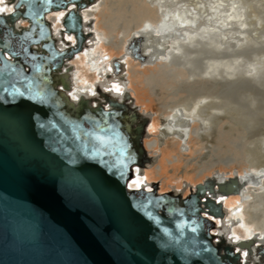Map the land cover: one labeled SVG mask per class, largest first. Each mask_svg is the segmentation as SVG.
I'll return each mask as SVG.
<instances>
[{"label":"water","instance_id":"obj_1","mask_svg":"<svg viewBox=\"0 0 264 264\" xmlns=\"http://www.w3.org/2000/svg\"><path fill=\"white\" fill-rule=\"evenodd\" d=\"M93 1L5 0L11 11L0 13V264L264 263V243L235 244L214 221L225 215L216 197L241 194L235 172L185 196L155 182L129 189L152 158L149 115L127 89L70 97ZM60 10L56 36L46 16Z\"/></svg>","mask_w":264,"mask_h":264},{"label":"bare ground","instance_id":"obj_2","mask_svg":"<svg viewBox=\"0 0 264 264\" xmlns=\"http://www.w3.org/2000/svg\"><path fill=\"white\" fill-rule=\"evenodd\" d=\"M4 2L5 0H0L2 6L0 9L4 10L1 13H8L11 7L7 5V2L5 6ZM120 2L126 5L125 14L127 15H123V10H119L115 5L114 9H110L109 14L105 16L106 13L103 11L105 0H94L81 11L84 31L91 37L87 46L70 61L73 67L71 74L73 84L70 91L72 99H77L80 94L93 95L96 85H100L105 91H113L117 94L127 89L131 96L128 86L141 84L142 90L148 89L149 95L162 102L161 108L170 111L167 117L161 113L159 119L154 118V114L151 115L152 117L149 115L150 122L147 131L154 122L153 129L158 134L155 135L150 145L159 149L160 152L167 149L174 154V156H169L173 160L183 157L177 150L181 144L188 153L198 147L200 142H206L209 147L221 138L230 137L235 131L242 132L243 129L247 130L256 124L252 116L255 114L254 111H257L256 99H254L257 94L250 92L247 87L244 93L255 94L251 95L253 97L251 109L249 108L247 114L236 113L229 99L233 93L229 90L230 84L236 81L237 77L235 71L229 69L227 73H224L215 70L213 66H208L200 77L197 59L201 60V58L197 56L229 58L232 54H228L227 50L230 48L239 50L244 45H263L264 38L261 31L264 29V0H120ZM95 13L100 14L101 17L104 15L102 24L94 17ZM49 14L51 15L48 16ZM64 14V10H60L50 12L46 16L47 20L53 22L52 24L48 20L56 36L61 28L60 22ZM121 19L125 22L122 27H119L117 21ZM131 24L134 26L132 30L129 29ZM21 25L25 26V23ZM118 29L121 32V39L117 41V44V38L113 34L117 33ZM64 38L72 44L75 42L73 35L65 34ZM63 46L61 44L59 47ZM104 46H118L122 54L114 58L101 55ZM88 53L95 54L98 59L89 62L86 58L82 62L76 61L78 77L74 78L75 67L72 62L78 55ZM113 59H118L122 66V72L119 74L113 71ZM106 60H109V69L102 67ZM92 68H97L93 74L92 70L90 71ZM101 68L104 69L103 73L99 71ZM142 70L150 71L149 75H144ZM173 72L177 75L179 79L177 85L181 88L185 85L199 91H206V93L198 102L192 103L190 96L181 97L180 94L184 92L181 88L174 87L173 90H171L172 87L163 88L168 91L163 94L162 87L154 88L152 85L151 89L148 87L152 81L157 79L165 82L164 75L167 73L166 75L170 78ZM185 72L188 73L186 80L181 77L186 74ZM246 74L244 82H253L255 78L263 75L264 61L251 65ZM99 77L100 81L94 83L92 88L86 87L92 79L98 80ZM212 93L221 94L220 98L225 97L222 98L224 99L223 104H219L221 106H213L217 103L214 102L217 97L211 95ZM170 96L179 97V101L166 102L165 100ZM262 98L264 100L263 95ZM146 137H148V132ZM155 163L156 158L152 157L141 174L135 169L134 176L128 183L129 189L136 190L144 187L147 191H151L149 180L155 169L145 172L144 170ZM250 165H255L257 168L248 173L245 171L242 176H238L235 171L238 178L244 181L241 194L216 197L217 202L223 205L225 215L223 220L215 219L214 221L217 228L226 229L227 236L233 243L252 240L256 246H259L264 243V143L256 151ZM218 173L215 171L211 175H217L219 179L229 177ZM190 187L192 186L186 185L185 190L189 191ZM235 200L238 201L235 211L237 218L232 220L230 217L232 213L227 204ZM227 222L234 223L231 234ZM236 224L238 226H235ZM216 231V229L213 230V233ZM242 258H245V252L242 253Z\"/></svg>","mask_w":264,"mask_h":264},{"label":"rangeland","instance_id":"obj_3","mask_svg":"<svg viewBox=\"0 0 264 264\" xmlns=\"http://www.w3.org/2000/svg\"><path fill=\"white\" fill-rule=\"evenodd\" d=\"M122 1V0H121ZM148 1V0H147ZM264 4V2H263ZM110 5V6H109ZM120 10H123V15L125 14V4H121L120 0H105V16L108 15L111 10L114 9V6ZM109 6V7H108ZM2 8V6L0 5ZM109 10V11H108ZM49 14L48 16H50ZM95 18H97L98 22L102 24L104 15L101 17L100 14L95 13ZM121 22L123 24H121ZM124 19L117 21V26L122 27L124 25ZM134 28L133 24L129 26V29L132 30ZM262 36L264 38V29L261 31ZM117 38L116 43L118 40L121 39V32L118 29L117 33L113 34ZM118 44V43H117ZM166 47V46H165ZM164 47V48H165ZM93 49V48H92ZM237 49V50H234ZM92 51V50H91ZM234 51L235 53H233ZM228 54H232L229 58H222L221 57H208L206 56H197L201 58V60L197 59V65L199 66L198 74L200 77L203 75V72L206 70L208 66H213L215 70L227 73L228 70L235 71L236 74V81H233L230 84V89L233 93H231V98H229L232 102V106L235 109L236 113H243L247 114L249 112V108L251 109L253 100L251 93H244L246 88L250 90V92H254L256 99V108L257 111H254L255 114L252 118H255L256 124L254 126L248 128L247 130L243 129L242 132H233L230 137H224L216 141L215 144L212 143L209 147H207L206 142H200L198 147H195L193 151L186 153L184 150L183 144L178 146L177 150H179L180 154H182V158L173 160L172 157L174 154L170 153L167 149L163 150L162 152L159 149H156L150 145L153 141L157 131H154L155 123L152 122L150 128L148 129V137L144 139V148L149 152L151 157L156 158V163L152 167H148L144 170H154V174L151 175L149 183H157L158 184V192L164 193L170 190H181L183 195L185 196L188 194L186 185L194 187L197 183H201L206 177H209L213 172L218 171V174H222L224 176H231L233 172H237L238 176H242V173H248L250 171H254L257 167L255 165H250V162H253V157L258 151L263 143H264V100L262 95L264 96V74L258 78H255L253 82H244L245 76L247 75L246 72L248 71L251 65H255L258 61H264V44L261 46H254L253 44L244 45L243 47L239 48H230L227 50ZM122 54L121 49L117 46L115 47H107L104 46L103 53L101 55H108L110 58L119 57ZM204 57V58H202ZM88 59V62L93 60H97L95 54L88 53V54H80L77 58L72 62L75 67V74L74 78L78 77L76 71V61L82 62L84 59ZM195 59L194 56H192ZM109 60H106L105 63L102 65L104 69H109ZM87 65V63H83ZM101 68L99 71L100 73L104 72V69ZM92 70V71H91ZM97 70V68L90 69L91 73L93 74ZM144 75H149L150 71L142 70ZM168 72V70H166ZM186 73V72H185ZM155 74V73H154ZM167 74V73H166ZM165 82L162 80H155L149 84V88L151 89L152 86L155 87H162L161 92L164 94L165 91L163 88H181L180 85H177L179 79L176 77L177 75L171 74L170 78L167 75ZM169 74V73H168ZM131 79L132 75H130ZM169 80H168V78ZM183 79H188V73L181 75ZM176 78V79H175ZM174 79V80H173ZM100 77L98 80L92 79L86 87L92 88L94 83L99 82ZM164 82V83H163ZM168 83V84H167ZM138 84V83H137ZM130 84L128 89L131 91V96L135 100V104L140 108L143 113L150 115H155L154 118L159 119L160 114L164 117L170 115V111L168 109L161 108V101L157 100L156 97H152L149 95L148 89L145 90L141 88V84ZM152 85V86H151ZM174 88V89H175ZM184 92L180 95L181 97L190 96L192 99V103H196L200 100L201 97L206 93V91H199L198 89H194L193 87L182 85L181 88ZM160 91H158L159 93ZM217 99H214L215 105L213 106H221L219 104H223V97H219L221 94H211ZM217 95V96H216ZM219 97V98H218ZM225 98V97H224ZM156 99V100H155ZM218 100V101H217ZM166 102L176 103L179 101V97H169L165 100ZM220 102V103H218ZM197 125V124H196ZM222 127V125H220ZM191 145V144H190ZM151 147V149H150ZM157 151V152H156ZM131 182V181H130ZM185 190V191H184ZM229 211L232 213L230 217L234 220L236 217V209L238 206V201L235 200L233 203L227 204ZM239 211V209H238ZM232 225L234 226L233 222H227V226H230V234L232 232ZM235 226H238L236 224Z\"/></svg>","mask_w":264,"mask_h":264},{"label":"flooded vegetation","instance_id":"obj_4","mask_svg":"<svg viewBox=\"0 0 264 264\" xmlns=\"http://www.w3.org/2000/svg\"><path fill=\"white\" fill-rule=\"evenodd\" d=\"M4 3H5V6H7V5H6V2H4ZM0 13H1V12H0ZM48 20H49V19H48ZM49 21H51V20H49ZM51 22H52V21H51ZM52 24H53V22H52ZM112 87H113V86H112ZM230 175H231V174H230ZM229 177H231V176H229Z\"/></svg>","mask_w":264,"mask_h":264},{"label":"snow or ice","instance_id":"obj_5","mask_svg":"<svg viewBox=\"0 0 264 264\" xmlns=\"http://www.w3.org/2000/svg\"><path fill=\"white\" fill-rule=\"evenodd\" d=\"M4 10L3 9H0V12H3Z\"/></svg>","mask_w":264,"mask_h":264}]
</instances>
